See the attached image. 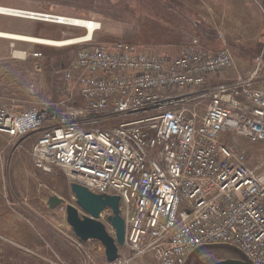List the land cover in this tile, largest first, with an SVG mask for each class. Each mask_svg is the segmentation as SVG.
<instances>
[{"label": "built area", "instance_id": "obj_1", "mask_svg": "<svg viewBox=\"0 0 264 264\" xmlns=\"http://www.w3.org/2000/svg\"><path fill=\"white\" fill-rule=\"evenodd\" d=\"M40 19L83 29L67 46H86L64 70L67 86L52 108L13 112L0 105V134L38 133L30 149L35 169H62L70 184L119 197L132 256L185 264L200 249L226 247L264 264V171L224 141H264L259 67L233 83H213L232 66L227 48L193 43L171 58L131 43L93 45L101 23L92 19ZM124 262L117 255L108 264Z\"/></svg>", "mask_w": 264, "mask_h": 264}, {"label": "rangeland", "instance_id": "obj_2", "mask_svg": "<svg viewBox=\"0 0 264 264\" xmlns=\"http://www.w3.org/2000/svg\"><path fill=\"white\" fill-rule=\"evenodd\" d=\"M192 1L197 0H0V8L92 19L101 23V29L93 36V45L131 43L156 55H161L158 52L161 46L153 44L176 41L181 33L189 38L198 35L204 47L213 51L227 48L233 58L232 66L215 76L213 83L224 80L233 83L237 78L248 77L257 67L255 84L262 83L264 0H245L246 6L242 4L238 11V28H220L206 23L212 40L202 37L188 21V17L192 21L198 19L190 16L192 10L183 6L186 3L199 6ZM177 14L184 16L183 26H178L181 20ZM169 15H174V22L166 27L164 21ZM0 31L39 38L43 33L58 31V41L84 34L83 29L6 15H0ZM221 33L225 38L218 41L215 36ZM85 46L51 47L0 39V105L13 112L52 108L67 86L64 70L76 52ZM35 50L43 53L41 60L30 57ZM205 103L197 106L199 113L204 111ZM37 137L38 133L21 138L0 136V264H108L100 242L80 241L66 223L67 205L76 207L79 215L83 212L76 205L64 170L43 173L33 166L30 149ZM224 141L244 155L249 167L264 171V141L253 143L230 135ZM50 197L61 198L62 202L49 209ZM110 214V209L103 210L99 221L114 236L113 228L105 221ZM131 254L125 241L118 246V257L126 261L122 264H160L151 254ZM227 259H240V255L226 247L203 248L190 255L185 264H212Z\"/></svg>", "mask_w": 264, "mask_h": 264}, {"label": "water", "instance_id": "obj_3", "mask_svg": "<svg viewBox=\"0 0 264 264\" xmlns=\"http://www.w3.org/2000/svg\"><path fill=\"white\" fill-rule=\"evenodd\" d=\"M70 189L76 199V205L83 215H79L76 207L67 205L65 208L67 225L80 241L96 240L100 242L104 248L106 260L113 261L118 255V246L124 243L125 236L124 220L120 216L119 197L97 195L78 184H71ZM61 202V198L50 197L47 204L49 209H53ZM105 209L111 211L105 221L113 228V237L108 234L105 225L99 221L100 213ZM236 252L239 253L240 259H227L212 264H250L240 252Z\"/></svg>", "mask_w": 264, "mask_h": 264}, {"label": "crops", "instance_id": "obj_4", "mask_svg": "<svg viewBox=\"0 0 264 264\" xmlns=\"http://www.w3.org/2000/svg\"><path fill=\"white\" fill-rule=\"evenodd\" d=\"M246 1L245 0H197V1H192V3H194V4L198 3L199 6L193 7V5H191L189 3H186L183 6H185V8H187V9L192 10V12H191L192 14H190V16L194 15L195 17L197 16V18H198V19H196L197 21L195 20V18H194V21H192L188 17L187 19H188V21H190V24L193 25L196 30H198V33L202 37L212 40L211 34H209L211 32H210L207 24H209V22H210V23H212L211 24L212 26L216 25L220 28L225 27V26L230 27V28H232V27L238 28L239 27V21H240V16L238 17V11L241 9L242 4H244L246 6V3H247ZM183 3H185V2H183ZM189 12H190V10H189ZM181 15H178L180 17L179 19L181 20V23H179V25H178L179 27L181 26V24L183 26V22L185 20L184 16H181ZM173 16L169 15L168 19L166 18V21H164V24L166 25V27H170L169 25H171L172 22H174ZM176 19L174 18V20H176ZM199 19L201 21H198ZM161 25H163V24H161ZM191 28H192V30H195L193 27H191ZM183 35L184 34L181 33L179 35V39H177L176 41H166L164 43L153 44V45H157L158 47H159V45L161 46V49L158 51V52H160L159 54H161L160 56H167V57H171V58L176 57L178 55V53H181L185 49L192 47L193 43H195L194 46L199 48V49H203V50L213 52V50L209 49L210 47H208V46L204 47L203 40L201 41L199 38H197L198 35H197V37H194V38H189L190 36L185 37ZM216 36H215V39H217L218 41L223 40L225 38L224 34H222V33L218 34ZM229 42H226V43H229ZM224 44H225V42H224ZM17 51L21 52L24 50H17ZM35 51H39V50H35ZM32 52H34V51H32ZM31 53H30V57H31ZM0 136H3V135L0 134Z\"/></svg>", "mask_w": 264, "mask_h": 264}, {"label": "bare ground", "instance_id": "obj_5", "mask_svg": "<svg viewBox=\"0 0 264 264\" xmlns=\"http://www.w3.org/2000/svg\"><path fill=\"white\" fill-rule=\"evenodd\" d=\"M7 10L8 9L0 8V14L6 15V16H14V15H17L19 13L18 14L19 17H23L26 19H32V20H36V21H43L40 19V17H44V13L24 12V11H20V10L19 11L18 10L13 11L14 9H9V11H7ZM12 14H14V15H12ZM29 15H32V16L29 17ZM90 35H91V33L88 32V33H86L85 37L88 38ZM0 39L22 41V42L39 44V45L51 46V47L52 46L63 47V46H67V45L74 43V41H72L71 39L52 41L50 39L39 38V37H30V36H26V35H19V34H15V33H6V32H2V31H0Z\"/></svg>", "mask_w": 264, "mask_h": 264}, {"label": "trees", "instance_id": "obj_6", "mask_svg": "<svg viewBox=\"0 0 264 264\" xmlns=\"http://www.w3.org/2000/svg\"><path fill=\"white\" fill-rule=\"evenodd\" d=\"M57 26H58V25H57ZM43 34H44V33H43ZM43 34H42L43 37L41 36L42 38H46V39H50V38H52V40H53V39H55V40H56V39H59V38L57 37L58 31H53L52 34H51V33H50V34H46V35H43ZM47 35H48V36H47Z\"/></svg>", "mask_w": 264, "mask_h": 264}]
</instances>
